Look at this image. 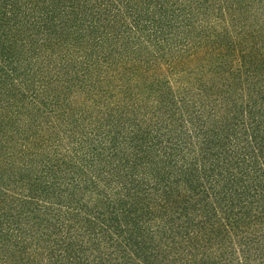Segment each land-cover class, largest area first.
Masks as SVG:
<instances>
[{
    "label": "trees",
    "instance_id": "obj_1",
    "mask_svg": "<svg viewBox=\"0 0 264 264\" xmlns=\"http://www.w3.org/2000/svg\"><path fill=\"white\" fill-rule=\"evenodd\" d=\"M0 264H264V0H0Z\"/></svg>",
    "mask_w": 264,
    "mask_h": 264
}]
</instances>
